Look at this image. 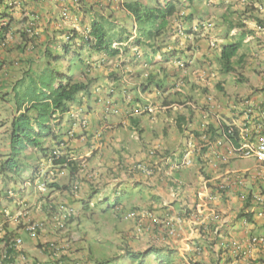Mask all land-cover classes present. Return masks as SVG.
Returning a JSON list of instances; mask_svg holds the SVG:
<instances>
[{
    "label": "crops",
    "instance_id": "1",
    "mask_svg": "<svg viewBox=\"0 0 264 264\" xmlns=\"http://www.w3.org/2000/svg\"><path fill=\"white\" fill-rule=\"evenodd\" d=\"M83 1L95 4L97 14L109 15L118 22L120 26L113 27L110 33L115 35L122 25L127 29L122 37L135 30L130 13L112 8L106 0ZM217 1L218 12L205 16L208 18L204 20L198 0H193L191 9L185 11L192 13L191 22L185 18L186 14L173 18L171 31L182 25L185 32L176 37L178 42L173 49L177 52L168 62L159 61V54L150 56L142 51L141 57H134L132 49L109 59L102 53L88 52L85 45L77 46V38L65 41L64 33L73 30L78 35L88 27L90 16L94 15H84L85 22L80 24L63 18V6L74 10L79 5L77 0H20L17 7L7 8L9 32L14 30L16 35L14 39L8 35V41L12 42L8 48L0 49V99L12 98L14 103V94L23 93L22 81L18 80L24 79L27 69L33 78L47 73L52 86L59 79L57 72L70 75L74 80L93 82L90 95H81L80 104L69 106L80 110V120L70 118L69 113H54L56 118L49 121L51 126L55 123L52 128L59 134L57 139L63 141L62 154L71 159V166L65 168L63 174L32 149L21 155L26 157L30 168L23 177L18 172H0V184H3L0 188V254H5L3 259L9 264L17 263L20 257L14 248L17 237L22 239L23 252L34 256L41 251L38 244L65 240L64 236L77 224L73 218L64 230L56 231L45 223L36 237L29 236L24 228L29 219H47L48 206L56 203L80 209L86 220V214L94 215V222L100 218L124 220L120 210L135 209L145 213L142 220H128L132 225L129 238H144L140 250L158 247L157 253L162 255L164 264H264L262 247L249 249L245 244L237 253L225 248L227 244L243 245L251 235H264V215L252 212L251 202L244 208L248 196L251 199V195L264 194V180L253 171L254 159L240 158L233 153V146L242 140L225 138L222 134L226 125L241 128L242 111L237 113L232 108L236 99L246 97L258 106L263 103L264 0ZM30 22L33 42L24 46L17 35ZM203 24L209 25L208 28L201 26ZM122 40L125 44V39ZM231 42H238L239 49L232 60L234 70L224 74L219 69L218 55L221 46ZM64 44L79 51L80 61L71 55L57 60L47 58L45 48L59 55ZM87 60L91 63L87 64ZM179 62L184 63L182 68ZM154 81L161 87H155ZM146 84L148 87H144ZM31 95L25 98L23 106L30 104ZM208 96L212 97L211 101L207 100ZM105 97L112 99L115 112L104 111L99 99ZM143 104L155 106L152 118L133 113L134 108ZM10 109L9 126L18 114L15 103ZM263 121L264 117L255 115L253 122H247L243 135L251 136L255 123ZM3 124L4 121H0V126ZM133 130L138 138L133 137ZM4 136L8 143L9 132H4ZM188 148L193 150L192 164L175 169L173 163ZM152 149L156 157L149 154ZM7 153L5 144L0 143V161ZM158 156L168 157V161L160 162ZM245 159L253 161L241 165V160ZM242 170H249L244 187L238 188L229 180L227 188H218L232 173ZM177 179L182 184L178 185ZM40 181L54 186L41 194L36 190V183ZM74 182L78 183L76 190H73ZM8 188H13L18 199L26 200L30 207L26 212L5 196ZM208 196L215 199L209 202ZM205 203L215 209V217L207 218ZM190 210H200V221L181 222L173 236L168 235L165 227L155 224L156 220H180L187 215L184 212ZM241 211L252 213L251 220L238 217ZM144 264L157 263L151 259Z\"/></svg>",
    "mask_w": 264,
    "mask_h": 264
},
{
    "label": "trees",
    "instance_id": "2",
    "mask_svg": "<svg viewBox=\"0 0 264 264\" xmlns=\"http://www.w3.org/2000/svg\"><path fill=\"white\" fill-rule=\"evenodd\" d=\"M77 3L79 5L77 8H75V10L70 8L71 13L82 16H88L90 13L94 14L93 16H90L88 27L83 29L86 32L85 34L77 35L73 30L70 31L73 32V34L69 37V40L77 38L79 40V44L77 46L80 45V47H82V45H85L88 52L102 53L109 59L115 58L118 55L127 54L131 51V49L136 48L150 56L159 54V61L168 62L170 58L175 56L176 50L173 49V46H175L178 42V38L176 37H174L173 40L171 39L173 37V32L171 31V22L173 18L178 16L177 14L180 10H184V4L186 3V6L190 7L193 3V0L121 1L119 3V7L116 8V10H122L130 13L134 21V28L136 32L130 40L128 39L132 35L131 33H127L124 37H122V32L126 31L124 25L119 28V31L115 35L110 33L113 27L120 25H118V22H116L115 19L112 18L111 20L109 15L104 17L103 15L97 14V12L94 10L95 4L85 1L82 2V0H77ZM7 8L9 7L3 6V8L0 9V21H6V25L0 28V38H4L7 33L10 34L9 31L11 25H9L10 19L8 13L6 12ZM185 18L188 22H191L192 13H187ZM78 23L80 24L84 22L78 21ZM24 29L18 33L17 37L18 39L20 38V43H23L24 46H26L28 43L32 44L33 36L29 38V36L26 35ZM188 31L189 30L186 32ZM14 34L15 31L11 30L10 35L14 37ZM122 39H125V44H122ZM11 42L12 41H9L8 44H6V47L3 49L8 48ZM113 42L119 43L120 46L112 47ZM18 47H20V45H18ZM62 49V54L53 55L48 48H45V55H47V58H51L53 60L63 58V56L71 55L73 58L76 57V60L80 61L79 51L66 44L62 46ZM238 49V42H231L221 46L218 55V64L221 73L225 74L234 70L232 60ZM137 54L138 51L135 52L134 57H137ZM28 71L29 69L24 72L23 80H18L23 82H21V85H23V93L14 94V103L18 114L12 118L10 123L8 153L6 159H4L1 163L0 172L17 173L20 169V164L22 161L21 152L23 150H36L42 158L47 159L51 155L53 143H59L61 141V139H57L59 134L56 133L52 128L55 123H53L52 126L49 124V121L56 118L54 113L63 115L64 113L68 112L70 105L80 104L81 95H90L89 91L93 83L90 79L86 81L74 80L70 75L57 72L56 75L59 79L56 85L52 86L51 78H49L51 82L45 81V79L41 76L38 78H33L28 73ZM148 85L149 84H146L144 87H148ZM154 86L157 88L161 87L158 81L154 83ZM30 93L32 94L30 104L28 106H23L25 104V98L29 97ZM29 111H31L32 114H28ZM261 113H263L262 115L264 116V103L259 105V115ZM226 127L227 125L224 126L223 131ZM234 134L236 133L234 132ZM136 135L138 138L137 133ZM226 136L229 139H232L231 136ZM46 140L49 141V144L47 145L44 144ZM65 159L66 158L64 155H61V158L54 160L52 164L62 163ZM180 160L181 158H179V161ZM69 166H71V162L67 163V167ZM53 186V183L48 184V187ZM249 199V197L246 199L244 208L248 207V203L250 202ZM131 210L135 209H129L128 211ZM128 211L120 210V216L124 219V215ZM238 217L244 218L246 221H250L252 213L241 211L238 214ZM66 225L67 224H65V226ZM163 227H165L168 231L169 227ZM172 227L175 229L176 224H174ZM50 244L45 243L42 245H37V247L40 248L44 254L48 255V262H40L36 259L29 261L26 257V254L22 252L26 258V262L29 264H68V261H71L70 264H144L145 262L153 259L157 264L165 263V260L162 259V255L157 253L159 248L156 246H150L143 250L126 249L125 251L123 250L120 255H113L110 257L108 255L96 257L94 256V253H92L91 247L87 246V254H85V257L81 256L73 259L62 248L63 246H60L59 242L55 241L53 243L55 247H50ZM227 246H225V248H227ZM4 261L5 263L9 264L5 259L2 260L3 263ZM10 264L17 263L12 262ZM18 264L26 263L21 262Z\"/></svg>",
    "mask_w": 264,
    "mask_h": 264
},
{
    "label": "built area",
    "instance_id": "3",
    "mask_svg": "<svg viewBox=\"0 0 264 264\" xmlns=\"http://www.w3.org/2000/svg\"><path fill=\"white\" fill-rule=\"evenodd\" d=\"M44 1V0H40ZM76 1V0H75ZM108 4H112L114 8L119 7V2L120 0H106ZM19 5V0H0V9L3 8V6L12 8V7H17ZM61 16L63 18H69L70 20H73L76 22L77 20V15L74 13H71L68 7H63L61 11ZM6 25V21H0V28L2 26ZM33 24L30 22L27 24L25 27L24 31L26 32V35L31 37L34 35V30L32 28ZM178 33L182 34V30L179 26H177ZM85 30L81 32V34H85ZM8 35L7 33L4 38H0V49H3L6 47V44H8ZM71 33H64L63 37L65 40H69V37L71 36ZM11 36V35H10ZM112 47H116V43H112ZM138 56L140 55V52L138 51ZM182 66V64H179ZM178 87V86H177ZM208 101H211L212 98L210 96L207 97ZM103 106L104 110L106 112L109 111H116V109L112 108V101L107 99L103 101ZM263 103H264V95H263ZM262 104V103H261ZM232 108L238 111H242V115L244 116L243 123L241 125V128L236 127L235 125H227V127L224 129L222 132L223 136L225 138H228L226 135L231 136L232 138H237L238 141L242 140L240 143L238 142L237 145L233 146L232 151L233 153L240 158H252L256 162V167L254 168L253 171H256V176H259L262 180H264V121L263 122H257L255 123L254 126V131L251 136H244L243 132L246 131V124L249 121L254 120L255 115H259V106L255 103H253L250 99L246 97H240L235 100V103L232 105ZM156 108L152 104H144L137 106L136 108L133 109L134 114H146L150 118H152L155 114ZM263 113L260 114V116L264 117L262 115ZM70 116L72 118H75L77 120H80V116L78 111L72 110L70 112ZM54 117V115H53ZM83 123H85V120H82ZM234 132L236 134H234ZM134 137H137L136 133L133 132ZM62 142H60L54 149L51 151V155L49 156V161L53 162L54 160H57L61 156V151L60 148L62 146ZM193 150L188 148L185 152H183V155L180 157L181 160L177 159L173 163L174 168H180V167H187L192 164L193 156H192ZM149 154L153 157H156L155 151L152 149L149 151ZM158 160L160 162H166L168 161V157L164 156H158ZM62 166H65V163L61 164ZM150 172L149 170H147ZM249 173V170H242V171H237L234 174L232 173L231 177H227L226 181L222 184L218 185L219 189H224L228 187L229 180H232V183L238 188L244 187L245 185V178L247 174ZM233 177V178H232ZM181 180L177 181V184H181ZM78 187L77 183L73 184V189L76 190ZM37 188L40 191H45V185L44 183H39L37 185ZM9 196H13L12 192H8ZM249 197V196H248ZM247 197V198H248ZM241 198L243 199V195H241ZM213 199H215V196H208V201L211 202ZM251 209L252 212H254L257 216H263L264 215V194H255L251 195ZM20 204H22L21 201H19ZM205 205V210H206V215L208 217H215L216 212L215 209L211 206H208L207 203ZM53 208V207H52ZM202 209V207H201ZM74 213V208L70 205H65V204H58L54 206V211L52 212L49 222L52 224V226L56 229H62L65 226V222L73 215ZM187 215L183 216L180 220H175V222L171 221H155V224H159L162 226L169 227L168 228V235L173 236L176 233V227L179 225L181 222H186V223H193V222H199V214L201 213L200 210H195V211H189V212H184ZM143 217H145V213L142 214V212L137 211V210H131L128 211L124 215V219H137L142 220ZM174 224H176V227H172ZM43 226V222H31L26 225V230L30 234V236L35 237L37 233V229L41 228ZM22 244V241L20 238H16L14 240V246L18 250V253H20V246ZM246 244V247L251 249V248H264V236H259V235H252L250 236L246 242L243 245L239 244H233L231 246H227V249H231L232 253H237L239 252L240 248H244ZM55 245L53 242H51L50 247ZM243 246V247H242ZM5 258L4 254L0 255V264H3L2 260ZM20 260L22 262L29 264L26 262V258L22 253H20Z\"/></svg>",
    "mask_w": 264,
    "mask_h": 264
},
{
    "label": "rangeland",
    "instance_id": "4",
    "mask_svg": "<svg viewBox=\"0 0 264 264\" xmlns=\"http://www.w3.org/2000/svg\"><path fill=\"white\" fill-rule=\"evenodd\" d=\"M198 1H199L198 7H200L199 12H201V19L204 20L205 18L211 17V15L218 12V5H217L218 1L217 0H212V1L198 0ZM220 4L221 3H219V5ZM192 6L193 4L190 7L186 6V3H185L183 6V9L184 11H186L188 9H191ZM207 15L208 17H205ZM77 18L79 19L78 15H77ZM117 19H120V18H117ZM80 21L85 22V16H81ZM12 39H14V37ZM99 65H101V62L99 63ZM43 78L45 79V81L51 82L47 73H44ZM17 89H19V87H17ZM12 107H14L12 98L6 99V100L0 99V121H4V124L0 126V143L5 144V147L7 149L9 147V141L7 143V140H6L7 135L3 137V134L4 132H6L7 134L9 132L10 126L8 125V123L11 120L12 110L10 108ZM23 153H25L24 150L21 152V155H23ZM6 156L7 154L5 155L4 159H6ZM21 160H22V163L20 164V169L18 171V174L21 177H23L26 174V172L29 171L30 168L28 166V163H27L28 161L26 157L21 156ZM2 161H0V168H1ZM23 161H26V164ZM252 161H253L252 159L241 160V165H247L251 163ZM32 164H34V162ZM6 183L9 184L10 182H6ZM2 185L3 184H0V188L2 187ZM12 187L14 188L15 186L12 184ZM13 188H8V190H11L12 192H14ZM103 209L106 210L105 206H103ZM84 216L85 214H82L80 209L79 210L75 209V214L72 220L76 221L77 224L74 226L72 230H70L71 232H69L67 236H64L65 240L60 242V245L62 244L64 245L62 248L73 259L77 257V254L85 256L84 252L86 253L87 246L91 247L92 253H94V256L96 257H101V255L102 256L108 255L110 257L113 255H118V254L120 255L123 252V250L125 251L126 249L130 250L133 248H137L136 250H140V248L144 245V238H138V239L129 238V236H132L130 233L132 230V225L129 224L128 220L119 219L118 221L115 219L105 220L104 218H100L97 222H94L93 221L95 219L94 215L91 216V214L89 215V213L86 214L87 220L84 218ZM85 235H87V238H85ZM37 253H38L37 256L31 255L30 253H26V257L29 261L32 259L34 260L36 259L40 262H48L47 261L49 260L48 255L44 254L42 251L37 252ZM70 262L71 261H68V264H70ZM45 264H48V263H45ZM123 264H126V263H123Z\"/></svg>",
    "mask_w": 264,
    "mask_h": 264
},
{
    "label": "clouds",
    "instance_id": "5",
    "mask_svg": "<svg viewBox=\"0 0 264 264\" xmlns=\"http://www.w3.org/2000/svg\"><path fill=\"white\" fill-rule=\"evenodd\" d=\"M122 0H120V2H121ZM76 2V1H75ZM119 2V3H120ZM19 3H20V0H19ZM63 7H68V6H63ZM69 8V10H70V7H68ZM112 8H114L113 6H112ZM114 9H116V8H114ZM75 10V9H74ZM62 11V10H61ZM70 12H71V10H70ZM178 14H179V16H183L185 13H184V10H180L179 12H178ZM77 15V14H76ZM79 17H80V15H78ZM82 16V15H81ZM80 19H81V17L78 19L77 18V20H76V23L77 24H79L78 23V21H80ZM117 22V21H116ZM177 26H179L180 28H181V30H182V34H179L177 31H178V29H177ZM177 26H175V28H174V32H173V36H174V34L175 35H177V36H174V37H180V36H182V35H184L183 33L185 32L184 30H183V26L182 25H177ZM201 26H205V27H207L208 28V26L209 25H206V24H203V25H201ZM82 31H84V30H80V32H79V35L81 34V32ZM134 32H135V30H132V31H130V33L132 34L130 37H129V39L128 40H130L135 34H134ZM68 33V32H67ZM69 33H71V34H73V32H70L69 31ZM34 36V35H33ZM29 38H31V37H29ZM65 40V39H64ZM65 41H68V40H65ZM113 43H116V47H119L120 46V44L119 43H117V42H113ZM136 51H141V50H139V49H136V48H134V49H132V52L135 54V52ZM143 52V51H142ZM142 56V53L140 52V55L139 56H137L138 58L139 57H141ZM87 64H90L91 63V61H88L87 60V62H86ZM179 64H182V66H180ZM179 64H178V66L180 67V68H182L183 66H184V63L183 62H179ZM57 83V82H56ZM179 87V84H176V87ZM211 97V96H210ZM212 98V97H211ZM107 99H109V100H111L112 101V99L111 98H100L99 100L102 102V105H103V101L104 100H107ZM144 105V104H143ZM103 109H104V106H103ZM72 110H77L78 111V113H79V116L81 117V113H80V110L79 109H76V108H69V110H68V112H66V113H69L70 114V112L72 111ZM105 111V110H104ZM106 112V111H105ZM70 118H72L71 116H70ZM72 119H75V118H72ZM75 120H77V119H75ZM134 131V130H133ZM60 142H62L63 143V141H60ZM59 142V143H60ZM59 143H55V145H53L52 146V149H51V151L54 149V147H56ZM60 151H61V149H60ZM61 155H63L62 154V152H61ZM60 158H61V156H60ZM71 161V159L70 158H67V159H65L62 163H56V164H52V162H50L49 161V157L46 159V162L50 165V166H52L53 168H55V169H57L58 170V173H62L63 174V170L65 169V168H67V163L68 162H70ZM63 163H65V166H62L61 164H63ZM176 169V168H175ZM178 180H180V179H177V181ZM177 181H176V183H177ZM182 182V181H181ZM39 183H44V185H45V191H40L38 188H37V185L39 184ZM74 183H77V182H74ZM73 183V184H74ZM48 184L49 183H47V182H45V181H40V182H37L36 183V190H37V192H39V193H41V194H44V193H46L47 192V189H48ZM78 184V183H77ZM182 184V183H181ZM178 185H180V184H178ZM74 190V189H73ZM12 192L11 190H6L5 191V196H7L8 198H10V199H12V200H14V203L16 204V205H19V207L20 208H22L23 210V212H26L30 207H29V205L27 204V202H26V200H22V199H18L17 198V196L15 195V193L14 192H12V194H13V196H9L8 195V192ZM19 201H21L22 202V204H20L19 203ZM58 204H65V205H70V204H67V203H56V204H51V205H49L48 206V218L47 219H45L44 221L43 220H33V219H29L26 223H25V226H24V228H26V225L27 224H29V223H31V222H43V226H44V224L45 223H48L49 225H51L52 226V224L49 222V218H50V216H51V214H52V212L54 211V206H56V205H58ZM71 206V205H70ZM53 207V208H52ZM73 207V206H72ZM74 208V207H73ZM138 211V210H137ZM22 214V213H21ZM74 214H75V208H74V213H73V215L65 222V224H67V222L69 221V220H71L72 218H73V216H74ZM43 226L41 227V228H39V229H37L38 231H37V233H36V235H35V237L38 235V232H39V230H41L42 228H43ZM53 227V226H52ZM65 227L66 226H64V228H62V229H56V228H54L56 231H58V230H64L65 229ZM25 231L28 233V231L25 229ZM29 234V233H28ZM29 236H30V234H29ZM252 236V235H251ZM259 236H264V235H259ZM32 237V236H31ZM250 237V236H249ZM17 238H20V237H17ZM16 239V238H15ZM14 239V240H15ZM21 239V238H20ZM21 241H22V239H21ZM51 242H55V241H48V242H46V244H50ZM23 243V242H22ZM21 246H22V244H21ZM20 246V251L22 250V247ZM60 246H64V245H60ZM14 248H15V246H14ZM16 249V248H15ZM17 250V249H16ZM23 252V250L20 252V253H22ZM1 255V254H0ZM5 255V254H4ZM20 262H22V260H20V258L18 259V262H17V264L18 263H20Z\"/></svg>",
    "mask_w": 264,
    "mask_h": 264
}]
</instances>
